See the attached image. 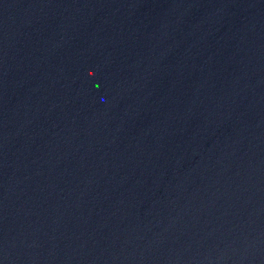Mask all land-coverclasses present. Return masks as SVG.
Here are the masks:
<instances>
[{"label": "water", "instance_id": "obj_1", "mask_svg": "<svg viewBox=\"0 0 264 264\" xmlns=\"http://www.w3.org/2000/svg\"><path fill=\"white\" fill-rule=\"evenodd\" d=\"M0 264H264V0H0Z\"/></svg>", "mask_w": 264, "mask_h": 264}]
</instances>
